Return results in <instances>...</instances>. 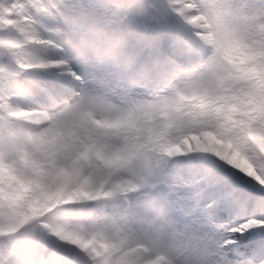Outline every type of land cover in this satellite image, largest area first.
<instances>
[{
	"label": "snow or ice",
	"instance_id": "snow-or-ice-1",
	"mask_svg": "<svg viewBox=\"0 0 264 264\" xmlns=\"http://www.w3.org/2000/svg\"><path fill=\"white\" fill-rule=\"evenodd\" d=\"M0 264H264V0H0Z\"/></svg>",
	"mask_w": 264,
	"mask_h": 264
}]
</instances>
